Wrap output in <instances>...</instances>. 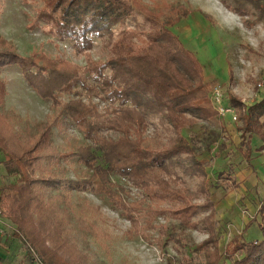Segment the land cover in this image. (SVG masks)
<instances>
[{"label": "trees", "instance_id": "obj_1", "mask_svg": "<svg viewBox=\"0 0 264 264\" xmlns=\"http://www.w3.org/2000/svg\"><path fill=\"white\" fill-rule=\"evenodd\" d=\"M41 1L43 6L30 18L28 29L45 24L59 41H73L86 52V63L81 66L41 51L23 56L0 37V69L18 65L37 95L52 103L54 112L36 125L35 132L18 131L20 116L5 112L7 85L0 79V153L6 158L8 176L16 178L2 189L0 205L29 260L82 264L72 221L84 222L72 214L71 194L95 189L124 213L145 242L162 250L170 244L185 250L182 236L198 231L207 235L197 247L206 264H264V205L221 253L209 161L203 157L217 140L202 145L185 135L186 130L218 117L203 67L173 30L192 10L166 4L163 10L161 5L151 9L143 0ZM250 1L257 8L264 5V0ZM231 9L246 14L241 4ZM105 37L111 39L110 56L96 61L87 52L95 38ZM65 95L71 98L65 100ZM95 100L105 103L104 109ZM229 106L238 114V148L251 161L252 138L264 140V97L247 104L230 94ZM64 117L94 146L60 151L54 128ZM154 120L163 125L162 140L147 135ZM226 149L221 143L216 156ZM256 150L263 151L264 145ZM71 160L91 171V176L70 178L63 163ZM224 174L219 179L224 180ZM111 175L125 178L142 193L141 200L126 203L123 197L131 190L113 183ZM226 179L232 191L241 186L234 176ZM258 217L261 236L247 242L246 230ZM160 218L173 220L181 232L175 230L176 224L171 228L157 224Z\"/></svg>", "mask_w": 264, "mask_h": 264}, {"label": "rangeland", "instance_id": "obj_2", "mask_svg": "<svg viewBox=\"0 0 264 264\" xmlns=\"http://www.w3.org/2000/svg\"><path fill=\"white\" fill-rule=\"evenodd\" d=\"M143 2L151 9L161 5L163 10L165 7L163 4H166L170 7L183 6L192 10L191 15L183 19L173 30L185 48L196 55L203 67L204 78L210 84V97L218 117L186 130L185 135H191L202 145L217 140L212 146V151L205 152L203 157L209 161L207 172L210 184L213 185L212 198L217 204V239L221 253H224L228 242L243 232L245 225L256 216L260 206L264 205V152L256 150L264 145V140L254 136L253 159L251 161L244 159L238 148L240 142V133L237 129L238 114L233 109L237 115L235 122L231 113L221 116L218 111L219 105L213 101V92L215 88L221 91L224 107H230V94L247 104H252L255 98L264 97V5L257 8L250 0H143ZM240 4L246 12L243 16L231 9ZM42 6L41 0H0V37L12 43L16 51L23 56L33 51H41L51 57L59 56L84 66L86 52L75 47L73 41H59L53 34H49V27L45 24L32 31L28 29L30 18L32 20ZM110 40L108 37L95 38L93 49L87 53L96 61H106L110 56ZM0 77L9 83L8 112L20 116L16 121L18 131L26 133L29 128L35 132L38 123L46 121L54 114L51 109L52 103L37 95L24 79L18 65L0 69ZM63 98L68 100L71 97L65 95ZM99 104L100 109H104L105 103ZM162 126L158 120H154L147 135L156 139L162 136L160 138L162 140L164 137ZM54 142L57 148L65 153L77 151L84 145L94 146V143L87 141L67 117L54 128ZM221 143L225 144L227 149L216 156V150ZM63 167L67 170V175L73 179L89 177L92 174L76 160L63 163ZM223 172L225 179L221 180L218 176ZM228 175L234 176L235 181L241 184L237 190H231L232 184L226 179ZM110 178L116 185L131 190L130 194L123 197L126 203L141 200L142 193L133 188L125 178L114 175ZM15 181V177H9V183ZM193 184L190 181L188 183L191 190H194ZM71 196L72 214L74 218H80L84 222L80 225L76 219L72 221L75 227L74 240L84 256L82 264H206L204 255L197 247L207 239V235L198 231H186L182 236L183 242L187 245L185 250L179 246L174 247L173 244H170L167 250H162L157 245L145 242L138 231L132 230L131 222L124 213L114 208L109 200L98 195L95 189L87 192L73 191ZM2 209L6 213L3 206ZM4 217L7 218L6 215ZM258 221L259 217L246 230L244 238L247 242L260 238ZM157 224H167L169 228L176 224L175 230L181 232L173 220L160 218ZM152 234L157 237L158 231Z\"/></svg>", "mask_w": 264, "mask_h": 264}, {"label": "crops", "instance_id": "obj_3", "mask_svg": "<svg viewBox=\"0 0 264 264\" xmlns=\"http://www.w3.org/2000/svg\"><path fill=\"white\" fill-rule=\"evenodd\" d=\"M0 79L4 81L3 78L0 77ZM5 82L7 85L5 112L9 113V83L8 81ZM255 99L252 101V104L259 101L261 98ZM261 152H264V150ZM5 160L6 158L4 154L0 153V195L6 184H9V176L5 168ZM258 167H256V170L259 172ZM262 170L263 169H261V171ZM0 264H38L29 260L24 243H22V241L15 234V226L12 225L6 217H2L0 219Z\"/></svg>", "mask_w": 264, "mask_h": 264}, {"label": "built area", "instance_id": "obj_4", "mask_svg": "<svg viewBox=\"0 0 264 264\" xmlns=\"http://www.w3.org/2000/svg\"><path fill=\"white\" fill-rule=\"evenodd\" d=\"M213 101L214 103L217 105H219V113L221 116L226 115L227 113H231L232 114V120L235 122L237 121V115L235 113V111L233 109H231L230 107H224L222 106V101H223V97H222V93L218 88H215L214 92H213ZM221 105V106H220ZM5 215V211L2 209V206L0 205V219L2 217H4Z\"/></svg>", "mask_w": 264, "mask_h": 264}]
</instances>
